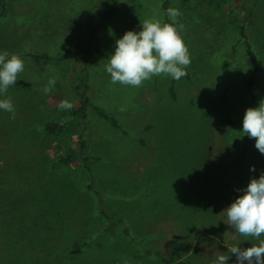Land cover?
<instances>
[{
    "label": "rangeland",
    "instance_id": "1",
    "mask_svg": "<svg viewBox=\"0 0 264 264\" xmlns=\"http://www.w3.org/2000/svg\"><path fill=\"white\" fill-rule=\"evenodd\" d=\"M2 1L0 52L19 55L25 69L0 95L16 109L14 120L0 110V264H213L227 248L252 246L222 211L264 172V154L242 132L245 110L264 99V0L203 8L200 0H119L85 77L92 106L58 133L45 123L72 119L84 86L77 52L55 59L95 26L105 0ZM166 1L182 13L187 76L112 84L105 65L115 41L145 20L166 22ZM42 55L54 60L34 59ZM50 78L56 84L45 95ZM64 99L73 109H59ZM78 138L88 142L95 188L129 236L121 226L105 230L81 162L51 168Z\"/></svg>",
    "mask_w": 264,
    "mask_h": 264
},
{
    "label": "clouds",
    "instance_id": "2",
    "mask_svg": "<svg viewBox=\"0 0 264 264\" xmlns=\"http://www.w3.org/2000/svg\"><path fill=\"white\" fill-rule=\"evenodd\" d=\"M166 16L170 22L145 20L141 23V31H126L115 41V51L105 65L112 84L142 87L162 74L175 81L187 76L191 60L183 39L185 25L178 19L182 13L178 8L169 7ZM24 69L25 62L19 55L7 50L0 52V95H6L9 87L16 86ZM55 84L56 79L50 78L41 91L47 95ZM58 107L61 111H69L74 104L64 99ZM0 110L11 113L10 119H15L16 109L10 97L0 99ZM242 132L255 138L256 149L264 154V99L259 101L258 107L245 110ZM250 170L255 171V167ZM239 191L243 194L222 211L226 216L225 224L255 242L248 248L239 245L227 248V254L217 255L213 264H229L233 255L235 264H264V172L259 178L250 179L247 187Z\"/></svg>",
    "mask_w": 264,
    "mask_h": 264
},
{
    "label": "trees",
    "instance_id": "3",
    "mask_svg": "<svg viewBox=\"0 0 264 264\" xmlns=\"http://www.w3.org/2000/svg\"><path fill=\"white\" fill-rule=\"evenodd\" d=\"M118 2L119 0H105V2L103 1L101 8L97 9L99 12V16L95 26L85 36L81 35L79 38H77L75 44L72 47L66 49L64 54L61 55V57L55 59V61H60L64 59L69 53H78L83 66L80 70H78V72L80 74V77L82 78L81 80L83 82L84 91L83 93H81V98L79 100L78 106L72 112L73 118L64 122L45 123L44 129L46 132L58 133L68 128H76L78 126V123L75 122V117H86L87 108L92 105L86 93L88 91V85L85 77L89 66L91 65L92 55H101L102 53V50L100 48L101 46L99 43L100 30L102 29L104 23L116 13ZM209 2V0H200V6L203 8L206 4L208 5ZM169 7H171L170 2L166 1L164 4L165 11ZM0 8H4V3L2 0H0ZM242 8L244 10H247V8L244 6H242ZM166 18V22H170L167 16ZM242 36L246 39V36L245 34H243V32ZM246 47L247 52L252 57L253 55L250 49V45L247 42ZM34 59H43L45 63L54 60V58H50L46 55L34 56ZM252 83L253 79L251 77L248 82V89H250V85ZM94 110L99 113V115H101L102 117L109 118V120H111L114 125L117 124L116 120L112 117H109V115H107L103 110L97 107H95ZM91 159L92 157L89 155L88 152V142L85 139L78 138L76 150L64 156H61L56 162L51 164V168L54 169L58 168L61 165H74L78 162H81L88 175V183L85 188L87 191L93 193L97 199L99 215L106 222L105 230L109 233H113L117 226H121L125 235L129 236V228L124 222L122 216L106 207L102 194L94 186V177L92 176L91 169L89 167V161Z\"/></svg>",
    "mask_w": 264,
    "mask_h": 264
}]
</instances>
